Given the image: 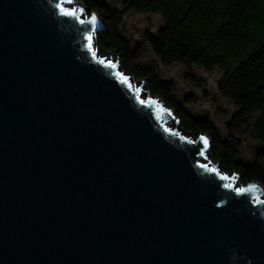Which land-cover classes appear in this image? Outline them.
Instances as JSON below:
<instances>
[{
	"label": "water",
	"instance_id": "1",
	"mask_svg": "<svg viewBox=\"0 0 264 264\" xmlns=\"http://www.w3.org/2000/svg\"><path fill=\"white\" fill-rule=\"evenodd\" d=\"M73 3L0 0V264H264L261 183L236 187Z\"/></svg>",
	"mask_w": 264,
	"mask_h": 264
},
{
	"label": "trees",
	"instance_id": "2",
	"mask_svg": "<svg viewBox=\"0 0 264 264\" xmlns=\"http://www.w3.org/2000/svg\"><path fill=\"white\" fill-rule=\"evenodd\" d=\"M79 1L103 21L96 37L103 53L114 55L126 74L172 109L182 129L207 135L209 154L222 170L238 174L242 184L259 182L264 188V0H122L118 9L101 0ZM130 12L158 14L164 24L156 34L144 31L133 46L123 33V16ZM148 51L155 59L142 65ZM177 64L188 69L187 79L197 86L202 83L193 66L220 70L217 90L237 108L227 135L210 119L192 116L184 105L196 97L180 100L176 84L160 76V65ZM246 141L260 145L253 163L241 160Z\"/></svg>",
	"mask_w": 264,
	"mask_h": 264
},
{
	"label": "rangeland",
	"instance_id": "3",
	"mask_svg": "<svg viewBox=\"0 0 264 264\" xmlns=\"http://www.w3.org/2000/svg\"><path fill=\"white\" fill-rule=\"evenodd\" d=\"M113 8H120L122 0H101ZM124 26L123 33L124 36L132 43L133 46L137 45L142 41L141 34L144 31H149L153 34H156L157 31L163 26V20L158 14H142L136 12H130L123 16ZM96 41V40H95ZM101 56L107 54L99 48ZM114 57L112 54H108L107 58L112 59ZM155 56L152 51L146 52L142 58V65L149 66L152 64ZM116 58H113V62H116ZM122 71L121 67L119 68ZM195 77L200 80L202 86H197L195 83L187 79L186 75L188 69L181 65H174L170 68H167L163 65L159 67V74L162 78L166 80L173 81L177 87V96L180 100L185 101L188 97H196L195 103H186L184 106L186 110L196 118H208L214 124L218 126L223 135H227L226 124L229 122L231 116L237 111V108L226 98L222 97L217 88L221 80L222 74L220 70L216 69L213 72H206L198 66H193L191 69ZM125 77V76H124ZM132 82L139 81L138 79L130 76ZM143 82L139 81L136 83L137 88L142 85ZM144 89L146 86L144 85ZM141 98L146 100L148 98L147 91H141ZM168 126L171 129L176 128V121L168 122ZM178 130L190 134L181 126H178ZM260 149V145L255 141H246L244 149L242 151L241 160L245 163H253L255 161V153ZM209 158L211 155L208 153ZM214 162V161H213ZM204 163L212 165L209 162V159L204 157ZM264 166V161H263ZM218 167L220 168L219 164ZM237 182L235 183L236 187H241L239 178H236Z\"/></svg>",
	"mask_w": 264,
	"mask_h": 264
},
{
	"label": "snow or ice",
	"instance_id": "4",
	"mask_svg": "<svg viewBox=\"0 0 264 264\" xmlns=\"http://www.w3.org/2000/svg\"><path fill=\"white\" fill-rule=\"evenodd\" d=\"M67 3L71 4L73 3V0H66ZM59 7H61V11L63 12L64 15L66 16H70V17H74L78 19L77 13H83L84 9L83 8H73L71 10L64 8L62 5H59ZM80 23H85V21L81 20ZM88 24L95 26V24L97 23V17L95 14H92L91 19L87 21ZM88 40L91 41L92 37L89 36ZM104 61H101V63H103ZM109 67H115L114 64H112L111 62L108 63ZM122 82L123 83H128V79L126 77H122ZM129 87H131V85L129 84ZM141 103H144V101H141ZM154 103V102H153ZM200 140L203 142L204 145L208 144V141L206 138L204 137H200ZM206 167V166H204ZM213 171H216L215 169H213ZM222 179H228V177H222ZM228 187H231V185H228ZM237 194H243V192L245 191L244 189H236Z\"/></svg>",
	"mask_w": 264,
	"mask_h": 264
},
{
	"label": "bare ground",
	"instance_id": "5",
	"mask_svg": "<svg viewBox=\"0 0 264 264\" xmlns=\"http://www.w3.org/2000/svg\"><path fill=\"white\" fill-rule=\"evenodd\" d=\"M65 7H66V9H73V8H74V3H71V4L67 3V5H66ZM76 9H79V6H77ZM82 14H83L82 16H84L86 13L83 12ZM95 40H96V39H95ZM94 44H95V46H94V49H95V48H96V41H94ZM97 49H98V47H97ZM98 52H100L99 49H98ZM107 59H109V58H107ZM109 60H110V59H109ZM111 60L113 61V59H111ZM137 87H138V85H136V88H137ZM152 98H154V97H152ZM172 121L175 122L176 119H175V118H172V119L168 120L167 123H168V122H172ZM236 182H237V179H236ZM236 182H235V183H236ZM260 198H261V199H264V196H260Z\"/></svg>",
	"mask_w": 264,
	"mask_h": 264
}]
</instances>
